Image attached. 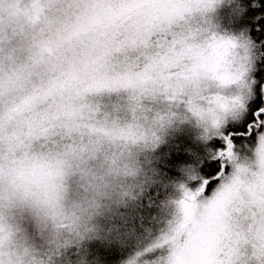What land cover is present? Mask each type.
<instances>
[{
	"label": "clouds",
	"instance_id": "9594fccd",
	"mask_svg": "<svg viewBox=\"0 0 264 264\" xmlns=\"http://www.w3.org/2000/svg\"><path fill=\"white\" fill-rule=\"evenodd\" d=\"M234 3L0 0V264H82L66 253L147 192L167 135L187 127L202 146L234 119L247 94L245 37L223 23ZM198 167L182 169L162 233L121 264H174L189 194L197 221L222 201L223 264H264V143L207 196Z\"/></svg>",
	"mask_w": 264,
	"mask_h": 264
},
{
	"label": "snow or ice",
	"instance_id": "6c2138e0",
	"mask_svg": "<svg viewBox=\"0 0 264 264\" xmlns=\"http://www.w3.org/2000/svg\"><path fill=\"white\" fill-rule=\"evenodd\" d=\"M223 23L225 28L245 37L241 47L245 52L247 94L234 107V119L226 120L209 143L198 145L197 158L187 161L199 166L206 185V189H201L205 196L208 190L212 191L217 178L229 172L231 161L247 154L257 140L264 143V0H235L231 9L225 10ZM193 200L195 196L189 194L184 205L186 222L179 229L182 235L173 242L174 264H223L217 258V235L223 228L222 201L213 204L206 218L197 221L190 203Z\"/></svg>",
	"mask_w": 264,
	"mask_h": 264
},
{
	"label": "trees",
	"instance_id": "16d2710c",
	"mask_svg": "<svg viewBox=\"0 0 264 264\" xmlns=\"http://www.w3.org/2000/svg\"><path fill=\"white\" fill-rule=\"evenodd\" d=\"M198 144L190 138L170 141L154 152L150 166L151 183L147 192L127 208L118 209L104 224L106 236L73 248L66 253L70 260L82 258V264H121L130 254L156 239L167 216L163 204L174 195V185L182 180L181 171L189 166ZM209 191V190H208ZM149 259L146 264L154 263Z\"/></svg>",
	"mask_w": 264,
	"mask_h": 264
},
{
	"label": "rangeland",
	"instance_id": "374dc122",
	"mask_svg": "<svg viewBox=\"0 0 264 264\" xmlns=\"http://www.w3.org/2000/svg\"><path fill=\"white\" fill-rule=\"evenodd\" d=\"M182 138H190L191 140H193V134H192V132H191V130H189L187 127H185L184 129H182V130H180V131H177V132H172V133H170L169 135H167L166 137H165V139H164V142L158 147V148H160L161 146H165V145H167L170 141H174V140H180V139H182ZM157 148V149H158ZM156 149V150H157ZM155 150V151H156ZM154 151V152H155ZM154 152L151 154V157H150V160H149V165L148 166H150L151 165V163L153 162V160H154V158H155V156H154ZM213 187H214V185H213ZM211 190H209L208 192H210ZM154 262V261H153ZM148 264H150V263H148ZM152 264H154V263H152Z\"/></svg>",
	"mask_w": 264,
	"mask_h": 264
}]
</instances>
